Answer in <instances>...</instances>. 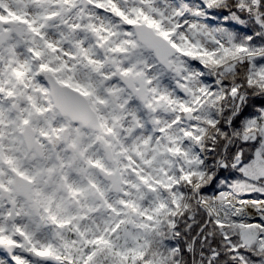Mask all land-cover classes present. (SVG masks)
I'll use <instances>...</instances> for the list:
<instances>
[{"label": "rangeland", "instance_id": "1", "mask_svg": "<svg viewBox=\"0 0 264 264\" xmlns=\"http://www.w3.org/2000/svg\"><path fill=\"white\" fill-rule=\"evenodd\" d=\"M200 1L88 0L83 8L80 0H0V20L25 22L24 41L11 36L0 46V189L9 186L12 172L25 173L39 210L38 216L18 200L19 217L11 223L0 203V264H65L70 254L83 253L99 237L121 254L144 247L148 229L166 205L160 185L170 188L175 199L182 194L176 175L198 166L195 143L202 135L201 122L218 121L207 108L211 90L196 60L203 55L219 59L230 41L224 21L212 18ZM237 2L239 7L249 3ZM139 23L177 49L170 70L137 41L134 26ZM125 71L144 74L145 103L121 83L118 73ZM44 73L85 96L106 133L87 131L82 162H72L53 140L56 132L50 135L38 124L44 114L52 129L68 124L52 105ZM176 83L187 86L188 94ZM112 95L122 111L115 110ZM30 112L37 115V139L45 142L43 160L27 153L21 139ZM101 140L112 148L126 197L110 191L102 177L113 167L104 159ZM222 190L211 194L209 204L194 195L191 199L216 223L245 227L247 239L254 235L253 227L264 228L218 216L212 197ZM95 191L108 211L97 208ZM8 245H14L10 252Z\"/></svg>", "mask_w": 264, "mask_h": 264}, {"label": "trees", "instance_id": "2", "mask_svg": "<svg viewBox=\"0 0 264 264\" xmlns=\"http://www.w3.org/2000/svg\"><path fill=\"white\" fill-rule=\"evenodd\" d=\"M200 2L212 18L224 21L230 42L219 59L203 55L196 60L211 90L207 108L218 119L215 124L201 122L202 135L195 143L200 156L197 168L176 175L182 191L177 199L170 188L160 185L166 205L148 229L141 250L121 254L99 237L89 243L88 251L70 254L65 264H264L260 239L264 229L253 227L254 235L247 239L245 227L216 223L191 199L194 195L209 204L211 194L220 189L264 198V53L240 58L236 52L241 44L254 51L263 49L264 6L258 18L248 22L237 12V0Z\"/></svg>", "mask_w": 264, "mask_h": 264}, {"label": "water", "instance_id": "3", "mask_svg": "<svg viewBox=\"0 0 264 264\" xmlns=\"http://www.w3.org/2000/svg\"><path fill=\"white\" fill-rule=\"evenodd\" d=\"M88 4V0H82L83 8ZM7 29L2 28V23L0 22V46L5 43L11 34H15L18 37L23 35V23H17L13 21H7L5 23ZM134 32L137 41L149 49L156 61L165 69L170 70L171 62L170 59L177 53V49L174 45L168 42L165 38L155 33L153 29L144 23H139L134 26ZM118 77L121 83L129 90L133 95H135L141 103L147 101V88L144 80V74H123L119 73ZM44 80L48 85L50 98L53 107L59 112L60 115L69 118L71 121L80 122L85 127L90 126L97 131H100L101 125L97 118L95 111L89 105L88 100L85 96L79 93L77 90L72 89L67 85H61L50 73L44 74ZM178 90L183 94H188L187 86L176 83ZM111 103L113 104L116 111H122L123 107L118 104L117 97L115 95L111 96ZM17 104H15V107ZM168 111H171L169 106H165ZM22 139L24 146L27 151L33 150L38 158L44 157L43 145L39 143L34 136L33 129L30 125H26L22 131ZM79 157H81L78 151V145L73 148ZM103 152L106 156L107 161L113 162V154L108 144H102ZM105 178L110 182V190L114 193L125 195L121 188V175L116 168L114 171L105 174ZM13 189L14 191L21 195L27 202H31V182L30 180L15 174L13 177ZM2 198L8 202L10 206V213L8 219L13 222L15 219V209L14 203L10 201L7 191H1ZM95 195H99L95 193ZM103 200H100V206L103 204ZM100 208V207H99ZM36 214H38V209L34 206ZM109 208L105 207L104 211H108ZM14 248V245H10L8 251L10 252Z\"/></svg>", "mask_w": 264, "mask_h": 264}, {"label": "flooded vegetation", "instance_id": "4", "mask_svg": "<svg viewBox=\"0 0 264 264\" xmlns=\"http://www.w3.org/2000/svg\"><path fill=\"white\" fill-rule=\"evenodd\" d=\"M80 3H81V5H82V0H80ZM88 5V4H87ZM82 7H83V5H82ZM7 21H11V20H0V22L2 23V28L3 29H7V26H6V22ZM14 22H17V23H20V22H22V21H18V20H16V21H14ZM23 23V29L25 28V22H22ZM23 33H24V31H23ZM25 34V33H24ZM12 36H14V37H17L16 35H12ZM17 38H19V37H17ZM19 39H21L22 41H24V38H19ZM36 61H38V59H36ZM123 73H127V74H137V72H134V73H131V71H125V72H123ZM45 74V73H44ZM44 74H43V78H44ZM119 74V73H118ZM143 74V73H142ZM55 78V77H54ZM61 84V83H60ZM61 85H64V84H61ZM48 86V85H47ZM117 99H118V97H117ZM149 107V105H147V108ZM159 107V105H157L156 106V108H158ZM13 109H14V111H16V112H19V106L17 105L16 107H15V105H13ZM55 109V108H54ZM56 110V109H55ZM56 112H57V114L61 117V118H64V119H67L68 120V124L66 125H63V126H58L57 127V129H52V126H50V125H48V123L46 122V120H47V116L44 114V115H42L41 116V120L42 121H40V122H38V124L42 127V129H44V130H49L50 132H49V134L51 135L52 133H53V131L54 132H56L55 134H52L53 135V140L54 141H58V142H60L63 146H64V149H65V152L68 154V156H70L71 157V161L72 162H75V159H76V161H78V162H82L83 160H84V156H83V153L81 152L82 151V145H83V142L84 141H87V136H86V133H87V131H90V132H93V133H95V134H97L98 136H100V135H102V136H106V133L105 132H103L102 131V129L100 130V131H97L96 129H93L92 127H90V126H84L82 123H80V122H74V121H71L69 118H67V117H65V116H62V115H60L59 114V112L56 110ZM36 119H37V115L35 114V113H29V117H28V122L27 123H25L23 126H22V129H21V132H20V134H21V139H22V131H23V129H24V127L26 126V125H30L31 126V128L33 129V133H34V136H35V139L39 142V143H41L42 145H43V149H44V157H45V142H42V141H40V140H38L37 139V137H38V131H37V129L34 127V125H36ZM133 122L134 123H136V120L135 119H133ZM71 126H73V127H77V129H78V131H73L74 129L71 127ZM102 128V127H101ZM58 134V136L59 137H57L56 135ZM46 136H48V135H46ZM46 136H42V138H46ZM51 137V136H50ZM49 137V138H50ZM22 141H23V139H22ZM103 143H107V142H105V141H103V140H101L100 141V150H101V152H102V154H103V156H104V159H105V161L110 165V166H112L113 167V169H112V171H114L116 168H118V166L115 164V162H116V160H115V157H114V154H113V158H114V161L113 162H109V161H107V159H106V156H105V154L103 153V149H102V144ZM108 145H109V147H110V149H111V152L113 153V151H112V148H111V146H110V144L109 143H107ZM75 145H78V151L80 152V154H81V157H79V155L77 154V152L73 149L74 147H75ZM27 151V150H26ZM27 153H30V154H32V155H34V156H36V154H35V152L33 151V150H31V151H27ZM37 157V156H36ZM44 157L43 158H38L39 160H43L44 159ZM118 170H119V168H118ZM112 171H108V172H103L102 173V177H103V179H104V181L106 182V183H108V186H109V189H110V182L105 178V174H107V173H110V172H112ZM119 172H120V170H119ZM15 174H18V175H20V176H22V177H24V178H26V179H28V180H30L26 175H25V173L24 174H20V173H18V172H12V174H11V178H10V180H9V186H5V187H2L1 189H0V193H1V191H7L8 192V197H9V199H10V201L11 202H13L14 203V209H15V219H14V221L13 222H11V223H14L15 221H17L18 220V212H17V206H18V204H17V201L18 200H22V201H24L27 205H30L31 207H32V209H33V211H34V213L36 214V211H35V209H34V206H36L35 205V203H34V197H33V182L30 180V182H31V199H32V201L31 202H27L21 195H19V194H17L15 191H14V189H13V186H12V184H13V177H14V175ZM120 175H121V172H120ZM121 188H122V176H121ZM122 190H123V188H122ZM111 191V190H110ZM124 192V191H123ZM95 193H98L99 194V192L98 191H95L94 193H93V196H94V199L97 201V208L98 209H103L104 210V208L105 207H107L106 205H105V200L101 197V195L99 194V195H95ZM114 193V192H113ZM125 193V192H124ZM118 194V193H117ZM121 195V194H120ZM122 196H124V197H126L127 195H126V193H125V195H122ZM103 200L104 202H103V204H102V206H100V200ZM0 203H1V205H2V211H1V209H0V211L6 216V218L8 219V215H9V213H10V206H9V204H8V202L5 200V198H2L1 197V195H0ZM100 207V208H99ZM108 208V207H107ZM36 215H38L39 216V210H38V214H36ZM8 221H9V219H8ZM10 222V221H9ZM8 248H9V245H8V247H6V250L8 251Z\"/></svg>", "mask_w": 264, "mask_h": 264}, {"label": "bare ground", "instance_id": "5", "mask_svg": "<svg viewBox=\"0 0 264 264\" xmlns=\"http://www.w3.org/2000/svg\"><path fill=\"white\" fill-rule=\"evenodd\" d=\"M217 215H228L243 223L264 224V199L240 197L231 191L216 193L213 197Z\"/></svg>", "mask_w": 264, "mask_h": 264}, {"label": "built area", "instance_id": "6", "mask_svg": "<svg viewBox=\"0 0 264 264\" xmlns=\"http://www.w3.org/2000/svg\"><path fill=\"white\" fill-rule=\"evenodd\" d=\"M249 4L247 6H241L238 10L243 11L247 17L253 16L257 13V9L259 7V0H248ZM238 53L241 58L254 56L259 54V52H251L245 46H240L238 48Z\"/></svg>", "mask_w": 264, "mask_h": 264}]
</instances>
